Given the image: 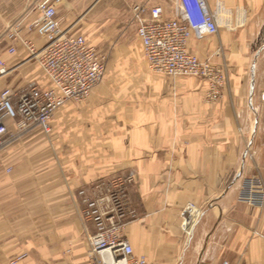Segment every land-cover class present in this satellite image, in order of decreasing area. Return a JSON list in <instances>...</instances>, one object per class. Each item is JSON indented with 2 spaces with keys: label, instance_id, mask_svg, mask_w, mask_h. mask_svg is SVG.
<instances>
[{
  "label": "crops",
  "instance_id": "1",
  "mask_svg": "<svg viewBox=\"0 0 264 264\" xmlns=\"http://www.w3.org/2000/svg\"><path fill=\"white\" fill-rule=\"evenodd\" d=\"M22 1L0 0V9L15 10ZM133 1L172 17L174 0H114V6ZM206 2L220 14L219 24L244 27L188 46L224 67L221 98L208 101L205 82L196 78L153 72L140 43L117 40L105 77L86 101L58 109L48 135L35 128L0 152V264L19 257L15 264H89L85 239L94 227L80 217L81 200L99 194L101 181L128 174L135 178L127 189L135 218L124 232L136 258L264 264V207L237 198L245 180L264 181V0ZM98 4L87 3L84 12ZM25 36L43 44L32 32ZM7 44L0 49L9 70L0 92L32 81L47 87L21 44ZM9 47L15 55L6 53ZM188 204L202 211L190 233L180 215Z\"/></svg>",
  "mask_w": 264,
  "mask_h": 264
},
{
  "label": "built area",
  "instance_id": "2",
  "mask_svg": "<svg viewBox=\"0 0 264 264\" xmlns=\"http://www.w3.org/2000/svg\"><path fill=\"white\" fill-rule=\"evenodd\" d=\"M32 9L37 17L31 30L43 44L37 45L18 32L8 35V41L21 44L27 53L25 62L37 64L48 85L32 81L0 92V152L35 128L48 135L55 112L67 103L86 101L106 75L107 55H100L84 36L64 32L56 0H35ZM171 9L172 17L165 18L164 9L148 1L130 8L131 23L148 69L173 79L196 78L205 82L208 101L219 100L228 83L224 67L188 51L191 41L218 35L216 14L206 0H174ZM6 53L15 55L16 48L9 47ZM8 71L6 61L0 57V77ZM134 182L133 174L112 177L98 183L99 194L81 200L80 217L94 227V234L85 239L89 264H150L144 257L133 255L124 232L135 218L127 201V189ZM79 195L83 196L84 191ZM237 198L253 208L264 207L263 180L258 176L245 180ZM201 212L192 204L185 206L180 213L181 229L190 233Z\"/></svg>",
  "mask_w": 264,
  "mask_h": 264
},
{
  "label": "rangeland",
  "instance_id": "3",
  "mask_svg": "<svg viewBox=\"0 0 264 264\" xmlns=\"http://www.w3.org/2000/svg\"><path fill=\"white\" fill-rule=\"evenodd\" d=\"M34 1L23 0L21 7L15 10L0 9V49L6 47L7 42L10 43L8 41V35L10 34L18 32L23 35H30L32 32L31 24L37 17L32 9ZM93 1L96 0H56L58 4H56V7L61 18V28L64 32L84 36L89 43L97 48L100 55H107L108 57L117 50V40L126 43H140L135 37V25L131 23L130 8L133 4L143 3L142 1H133L125 5L127 8L121 10L119 7L114 6V0H97L99 4L87 15L84 12L85 7L87 3ZM219 15L216 14L220 32L233 33L239 29H244V27L227 28L224 24H219ZM116 31H118L117 37ZM32 33L35 35L34 32ZM102 35L106 38L97 44L95 39ZM107 44H109V47Z\"/></svg>",
  "mask_w": 264,
  "mask_h": 264
}]
</instances>
